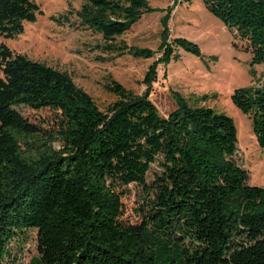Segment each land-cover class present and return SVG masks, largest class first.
Masks as SVG:
<instances>
[{
	"label": "trees",
	"instance_id": "trees-1",
	"mask_svg": "<svg viewBox=\"0 0 264 264\" xmlns=\"http://www.w3.org/2000/svg\"><path fill=\"white\" fill-rule=\"evenodd\" d=\"M201 3L244 40L250 65L264 66V0ZM146 11V0H81L76 15L113 50ZM38 13L33 0H0V37L15 38ZM167 18L156 51L117 47L161 55L140 94L106 86L116 99L105 110L66 71L0 43V264L26 230L38 254L29 264H264V186L246 184L234 160L232 119L175 93L161 115L149 99L172 46L197 52L184 38L167 41ZM230 99L264 147V80ZM130 184L142 190L135 220L123 218Z\"/></svg>",
	"mask_w": 264,
	"mask_h": 264
},
{
	"label": "rangeland",
	"instance_id": "rangeland-1",
	"mask_svg": "<svg viewBox=\"0 0 264 264\" xmlns=\"http://www.w3.org/2000/svg\"><path fill=\"white\" fill-rule=\"evenodd\" d=\"M33 1L42 13L36 14L35 21L24 22L22 32L15 38L0 37V43L29 59L66 71L100 110L115 101L116 96L106 88L114 82L132 94L144 90V73L161 51L154 57L141 58L118 49L124 44L156 51L163 29L161 19L168 14L167 41L184 38L196 46L197 52L172 46L169 57L155 68L149 99L161 115L173 106L170 97L175 93L190 107H208L230 117L237 149L234 160L246 171V184L264 186V147L255 140L250 118L230 99L236 88L260 85L264 66L250 65L244 40L234 37L233 30L229 31L201 0L175 4L171 0H146L149 11L111 41L113 50L104 48L99 34L79 25L76 13L81 0ZM151 179L149 172L147 181ZM124 190L123 218L135 220L134 210L140 204L142 190L132 184ZM35 238L34 230L18 235L9 243L3 264H29L38 255Z\"/></svg>",
	"mask_w": 264,
	"mask_h": 264
}]
</instances>
